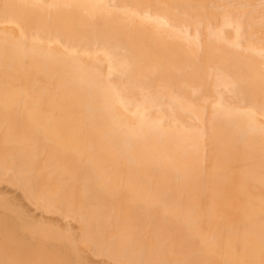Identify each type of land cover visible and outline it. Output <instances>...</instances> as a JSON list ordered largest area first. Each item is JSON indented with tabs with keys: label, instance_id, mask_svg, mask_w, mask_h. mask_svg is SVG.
<instances>
[{
	"label": "bare ground",
	"instance_id": "6f19581e",
	"mask_svg": "<svg viewBox=\"0 0 264 264\" xmlns=\"http://www.w3.org/2000/svg\"><path fill=\"white\" fill-rule=\"evenodd\" d=\"M211 1L0 0V182L98 256L264 264V6ZM55 230L0 201V264Z\"/></svg>",
	"mask_w": 264,
	"mask_h": 264
},
{
	"label": "rangeland",
	"instance_id": "374dc122",
	"mask_svg": "<svg viewBox=\"0 0 264 264\" xmlns=\"http://www.w3.org/2000/svg\"><path fill=\"white\" fill-rule=\"evenodd\" d=\"M214 1L217 2L216 0H213V2L211 1L209 3L210 4L215 3ZM239 1L240 0H238V2ZM249 1L254 2L257 8L258 7L261 8L264 6V0H249ZM255 1L257 4L255 3ZM238 2L235 3L234 1H231V0H219V3H221L219 6L220 7L221 6L230 7L231 5L238 4ZM210 4L208 6L211 9L212 7L213 9H216L218 7V6H215L216 8H214L213 4H211L212 6L211 7ZM218 4L215 3V5H218ZM247 6H250V5H247ZM255 6L254 8L250 7L251 10L253 9L254 11ZM263 20L258 21V24L261 21L263 22ZM262 22L260 24H262ZM263 26H264V23H263ZM0 201L4 202L5 204H8L12 208H14L16 211L21 213L24 221H28L30 223L38 224V225L42 224L46 227H52L54 228V230L56 229L57 231L56 230L55 231L60 235L70 234L72 236L70 238L71 239L73 238L74 240L73 239L72 240L76 244L77 257H78L79 264H123V263H118L116 261H113L105 255L98 256L96 255V253L85 248L84 245L80 241L81 240V229L77 221L70 219V218H66L58 213L50 214V213L42 211L41 209L36 208V206L31 201L27 200V198L24 196L23 192L19 188L12 186L5 182H0Z\"/></svg>",
	"mask_w": 264,
	"mask_h": 264
}]
</instances>
